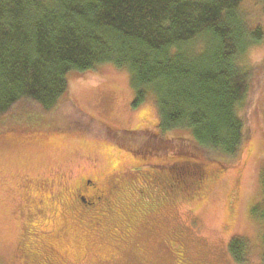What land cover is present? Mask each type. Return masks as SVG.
<instances>
[{
	"label": "rangeland",
	"instance_id": "rangeland-1",
	"mask_svg": "<svg viewBox=\"0 0 264 264\" xmlns=\"http://www.w3.org/2000/svg\"><path fill=\"white\" fill-rule=\"evenodd\" d=\"M240 9L261 39L239 58L257 68L237 158L212 160L199 148L194 162L172 141L192 130L162 132L154 92L135 105L129 70L113 63L69 72L70 100L57 115L31 125L0 116V264H262L264 221L252 209L263 194L264 0H243ZM79 109L113 128L146 131L118 142L77 121ZM86 176L118 186L111 198L120 214L92 240L75 217V190ZM234 237L248 242L244 263L228 250Z\"/></svg>",
	"mask_w": 264,
	"mask_h": 264
},
{
	"label": "trees",
	"instance_id": "trees-1",
	"mask_svg": "<svg viewBox=\"0 0 264 264\" xmlns=\"http://www.w3.org/2000/svg\"><path fill=\"white\" fill-rule=\"evenodd\" d=\"M242 1L0 0V116L31 125L41 114L57 115L70 100L69 72L113 63L129 70L135 105L154 92L162 132L192 130L172 141L194 162L199 148L212 160L237 158L248 136L241 110L256 67L239 58L261 39L243 17ZM79 110L77 121L118 142L146 131L113 128ZM262 185L252 213L264 221V171ZM228 250L247 261L244 238H232ZM261 257L264 264V234Z\"/></svg>",
	"mask_w": 264,
	"mask_h": 264
},
{
	"label": "flooded vegetation",
	"instance_id": "flooded-vegetation-1",
	"mask_svg": "<svg viewBox=\"0 0 264 264\" xmlns=\"http://www.w3.org/2000/svg\"><path fill=\"white\" fill-rule=\"evenodd\" d=\"M117 189V184L113 182L104 185L98 179L90 176L82 178L78 184L75 190V217L81 227L80 231L85 234L87 240L108 233L101 229L103 223L108 221L111 216H119L118 204L111 198L112 193ZM114 223L111 219L109 224L111 230L115 229Z\"/></svg>",
	"mask_w": 264,
	"mask_h": 264
}]
</instances>
